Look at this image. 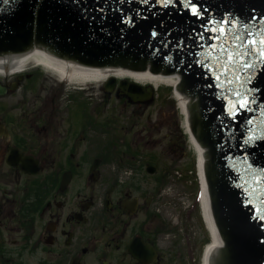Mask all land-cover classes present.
Instances as JSON below:
<instances>
[{
  "label": "water",
  "instance_id": "obj_1",
  "mask_svg": "<svg viewBox=\"0 0 264 264\" xmlns=\"http://www.w3.org/2000/svg\"><path fill=\"white\" fill-rule=\"evenodd\" d=\"M261 40L264 0H0V63L43 51L83 69L179 78L223 241L209 264H264ZM121 90L133 102L154 94L127 81ZM155 258L150 246L149 262Z\"/></svg>",
  "mask_w": 264,
  "mask_h": 264
},
{
  "label": "flooded vegetation",
  "instance_id": "obj_2",
  "mask_svg": "<svg viewBox=\"0 0 264 264\" xmlns=\"http://www.w3.org/2000/svg\"><path fill=\"white\" fill-rule=\"evenodd\" d=\"M4 69L0 264H161L157 241L168 232L150 210L149 101L123 95V78L107 90L106 81H72L41 65ZM123 97L134 106L124 146ZM122 150L129 182L108 169Z\"/></svg>",
  "mask_w": 264,
  "mask_h": 264
},
{
  "label": "rangeland",
  "instance_id": "obj_3",
  "mask_svg": "<svg viewBox=\"0 0 264 264\" xmlns=\"http://www.w3.org/2000/svg\"><path fill=\"white\" fill-rule=\"evenodd\" d=\"M125 102L123 97L117 104L119 110L121 108L118 128L123 142L130 144L134 106ZM123 153L122 150L121 156L109 163L108 169L111 175L129 182V171L122 164ZM148 157L149 165L157 168L156 174H149L147 184L152 197L150 210L168 229V233L160 235L157 241L163 256L161 264H203L210 230L201 189L197 186V152L186 133L174 88L164 85L149 101ZM140 174H147L145 167L139 170L138 176ZM105 179L109 181L110 178L106 176ZM162 181L164 187L160 186Z\"/></svg>",
  "mask_w": 264,
  "mask_h": 264
},
{
  "label": "bare ground",
  "instance_id": "obj_4",
  "mask_svg": "<svg viewBox=\"0 0 264 264\" xmlns=\"http://www.w3.org/2000/svg\"><path fill=\"white\" fill-rule=\"evenodd\" d=\"M35 64V65H41L48 69H51L55 73H57L61 78L65 77L66 79L72 80V81H80L84 83H90V82H102V81H108L107 79L110 78H125L134 80L140 84L147 85L151 84L155 88H159L161 86H170V85H176L178 83V80L176 79V76H164V75H155L152 73H131V72H125V71H116V70H96V69H83L80 67L75 66H66L62 62L54 59L53 57L47 55L46 53L39 51V55L26 57L22 59H17L13 61H8L4 63H0V75H2L5 71V67L8 65L11 67V69H15L20 71L23 67ZM174 96L176 100L179 103V108L184 116L185 120V129L186 133L189 135L190 141L192 145L194 146L196 152H197V168H198V174H199V180L201 185V194H202V201H203V207L206 215V219L209 225V228L212 232V241L207 246L204 257H203V264H209V257L214 253L215 250L222 247L223 241L217 232L211 215V209H210V201H209V195H208V188L207 183L205 179V173L204 168L206 164V152L201 147L195 136L191 133L189 126L186 122L187 116H189V101L187 97L179 93L178 91L174 92Z\"/></svg>",
  "mask_w": 264,
  "mask_h": 264
},
{
  "label": "snow or ice",
  "instance_id": "obj_5",
  "mask_svg": "<svg viewBox=\"0 0 264 264\" xmlns=\"http://www.w3.org/2000/svg\"><path fill=\"white\" fill-rule=\"evenodd\" d=\"M191 11H192V14H193V15H197V14H198V8L195 7V6H193V7L191 8ZM238 39H239V37H238ZM255 43H256V41H254V40L251 41V44H252V45H255ZM260 43H261V44H264V40H261ZM260 55H261L262 57H264V52H261ZM229 59H231V57H229ZM246 67H251V65H250V64H249V65H246ZM245 105H246V101H245V104H242V105H241V107H244Z\"/></svg>",
  "mask_w": 264,
  "mask_h": 264
},
{
  "label": "trees",
  "instance_id": "obj_6",
  "mask_svg": "<svg viewBox=\"0 0 264 264\" xmlns=\"http://www.w3.org/2000/svg\"><path fill=\"white\" fill-rule=\"evenodd\" d=\"M122 142H123V141H122ZM123 143H124V142H123ZM164 183H165V182L162 181L161 184H160V183H159V184H160L161 187H164ZM197 186H198V184H197ZM166 230H168V229L166 228Z\"/></svg>",
  "mask_w": 264,
  "mask_h": 264
}]
</instances>
